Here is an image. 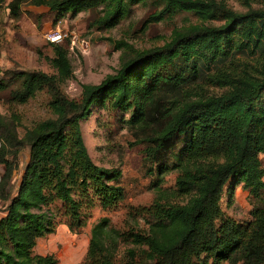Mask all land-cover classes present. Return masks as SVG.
<instances>
[{
	"label": "trees",
	"instance_id": "16d2710c",
	"mask_svg": "<svg viewBox=\"0 0 264 264\" xmlns=\"http://www.w3.org/2000/svg\"><path fill=\"white\" fill-rule=\"evenodd\" d=\"M4 0H0V3ZM142 0H8L11 17L18 16L23 2L45 5L49 10H79L100 5V14L90 24L100 28L115 25L131 4ZM157 8L146 20L171 21L185 12L197 21L186 26H172L162 44L135 50L113 73L97 83L81 82L77 98L67 96L56 76L39 69L13 70L0 78V90L14 81L7 102L22 103L36 91L48 94L52 116L34 122L19 137L14 128L0 117V264H57L52 252L34 250L36 240L53 231L59 222L73 227L83 216L73 191H95L103 206H115L123 193L111 181L120 170L98 165L89 156L83 141L80 120L90 106L107 101L110 107L132 106L127 121L135 123L145 116V98L160 79L180 80L174 72L163 69L199 58L209 64L225 57L233 47L247 39L264 41V0H236L245 5L236 11L223 0H152ZM256 2L258 6H251ZM219 21L211 24L206 21ZM124 41L116 40L115 47ZM49 58L59 77L71 74L67 47L50 41ZM264 61V57H263ZM264 64V62H262ZM207 80L226 85L220 93L182 100L166 109L155 130V148L161 146L183 126L191 124L185 149L186 161L180 166L175 186L186 196L183 202L160 198L133 214L145 217L147 227L129 232L154 251L148 264H222L242 258V264L264 261V200L252 209L254 220L247 224L225 216L219 207L226 181L237 175L254 199H264V68L257 75L241 70L226 79L210 74ZM28 145V158L17 184L12 175L18 164V152ZM154 148V149H155ZM213 156L222 160L215 162ZM263 193V195H262ZM261 199V200H262ZM112 231H93L87 254L95 264H141L131 250L114 260L105 249V238Z\"/></svg>",
	"mask_w": 264,
	"mask_h": 264
},
{
	"label": "rangeland",
	"instance_id": "374dc122",
	"mask_svg": "<svg viewBox=\"0 0 264 264\" xmlns=\"http://www.w3.org/2000/svg\"><path fill=\"white\" fill-rule=\"evenodd\" d=\"M4 0L0 3V78H7L13 70L39 69L56 76L60 89L69 97L77 98L79 83H97L107 73L114 70L135 50L160 45L169 38L171 27L186 26L197 21L185 12L175 14L171 21L146 20L148 14L157 8L152 0H142L130 5L126 15L107 28L90 24L100 12V5L79 10L72 14L67 11L49 10L45 5L23 2L19 16L11 17ZM236 11H244L245 5L236 0H223ZM251 6H258L251 2ZM211 24L219 21L208 20ZM59 30L62 38L56 43L64 44L71 65V74L59 77L49 58L52 55L50 40L46 34ZM116 40L124 41L115 47ZM264 41L247 39L235 46L225 57L217 58L207 64L194 58L184 64L163 69V74L174 72L180 80L173 83L168 79L158 80L150 93L143 98L145 116L142 120L127 121L132 106L110 107L107 101L96 102L90 106L88 114L80 120L83 141L90 158L98 165L117 167L119 175L111 182L123 193V198L115 206H103L89 190L83 194L73 191L78 201L82 224L73 227L67 222H59L53 231L36 240L34 250L39 253L52 252L57 264H95L87 254L90 235L93 231H112L105 238V253L114 260L126 257L131 250L134 261L148 264L154 261L155 253L139 238L129 232L145 230L147 224L142 214L134 215L150 205L154 199L183 202L186 196L175 186V178L180 166L186 161L185 143L191 124L185 125L164 143L155 148L153 138L159 127L164 111L176 107L182 100L216 94L224 91L226 85L206 79L214 74L229 79L241 70L257 75L264 68ZM16 85L0 90V117L14 128L21 137L37 120L52 116L47 105L48 94L44 89L36 91L22 103L7 102L8 90ZM155 148V149H154ZM28 158V145L18 152V164L12 175L17 184L20 172ZM212 160L219 162L220 156ZM264 167V156H260ZM2 164L0 163V172ZM263 195V193H262ZM248 195L242 180L231 176L223 186L219 199L223 215L247 224L254 220L252 209L263 200ZM1 203V201H0ZM0 211V216L3 214ZM208 258L206 264H210ZM222 264H242V258L232 263L223 259ZM251 264V263H247ZM260 264H264V261Z\"/></svg>",
	"mask_w": 264,
	"mask_h": 264
},
{
	"label": "built area",
	"instance_id": "2783aa9c",
	"mask_svg": "<svg viewBox=\"0 0 264 264\" xmlns=\"http://www.w3.org/2000/svg\"><path fill=\"white\" fill-rule=\"evenodd\" d=\"M46 38L49 39L50 41H57L62 38V33L59 30L55 29V30L49 31L46 34Z\"/></svg>",
	"mask_w": 264,
	"mask_h": 264
},
{
	"label": "crops",
	"instance_id": "0c3cea01",
	"mask_svg": "<svg viewBox=\"0 0 264 264\" xmlns=\"http://www.w3.org/2000/svg\"><path fill=\"white\" fill-rule=\"evenodd\" d=\"M18 16H19V14H18ZM18 16H17V17H18ZM263 180H264V177H263Z\"/></svg>",
	"mask_w": 264,
	"mask_h": 264
}]
</instances>
